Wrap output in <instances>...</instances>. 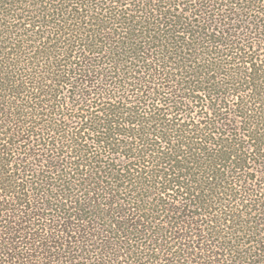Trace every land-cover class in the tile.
<instances>
[{
    "label": "trees",
    "instance_id": "16d2710c",
    "mask_svg": "<svg viewBox=\"0 0 264 264\" xmlns=\"http://www.w3.org/2000/svg\"><path fill=\"white\" fill-rule=\"evenodd\" d=\"M0 264H264V0H0Z\"/></svg>",
    "mask_w": 264,
    "mask_h": 264
}]
</instances>
